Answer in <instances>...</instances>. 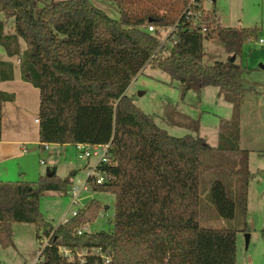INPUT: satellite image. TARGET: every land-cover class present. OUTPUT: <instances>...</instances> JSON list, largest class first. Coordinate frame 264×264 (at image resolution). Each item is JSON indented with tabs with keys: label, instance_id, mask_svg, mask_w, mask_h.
Returning a JSON list of instances; mask_svg holds the SVG:
<instances>
[{
	"label": "trees",
	"instance_id": "trees-1",
	"mask_svg": "<svg viewBox=\"0 0 264 264\" xmlns=\"http://www.w3.org/2000/svg\"><path fill=\"white\" fill-rule=\"evenodd\" d=\"M101 1L118 8V20L88 0H0V13L14 20L10 36L3 35L0 23V46L9 58H19L22 76L28 75L26 81L38 90L40 146L109 147L110 161L99 167L109 182L91 190L114 197L110 229L78 235L103 210L95 200L56 228L47 223L40 213L41 198L68 193L76 175L59 179L48 172L33 183H0V248L13 246L14 224H26L50 238L35 264H105L92 255L95 251L106 264H237V232L199 225V180L217 168L204 162L203 153L238 151V106L246 71L237 58L247 42L257 40L258 29L220 27L204 10L203 0ZM169 29H174L166 38L171 53L164 57L159 33ZM18 39L27 47L22 54ZM212 39L229 57L206 65L203 43ZM146 67L186 91L214 88L232 105L217 149L199 137L169 136L132 104L126 91ZM11 81L12 65L0 62V83ZM14 101V94L0 91V135L2 105ZM246 155L242 152L237 168L225 169L238 184L234 198L222 181L210 186L213 210L225 221L233 220L237 210L243 221L246 217L251 179ZM260 238L264 242V230ZM61 249L86 255L81 261L65 257Z\"/></svg>",
	"mask_w": 264,
	"mask_h": 264
},
{
	"label": "rangeland",
	"instance_id": "rangeland-1",
	"mask_svg": "<svg viewBox=\"0 0 264 264\" xmlns=\"http://www.w3.org/2000/svg\"><path fill=\"white\" fill-rule=\"evenodd\" d=\"M88 1L111 19H119V11L114 4L101 0ZM138 4L155 8L150 3H142V1ZM203 8L212 14L215 22L222 28H257L258 33L257 40L247 42L242 48L241 56L237 58V62L246 69L242 80L244 92L238 106V151L203 153L204 162L217 168L200 175L199 225L206 229L235 230L237 232V264H264V242L260 238V232L264 230V70L260 68L261 65L264 66V44H259L260 40L264 41V0H203ZM0 23L3 25L4 36L14 34L12 18L0 13ZM167 32L161 35L160 55L164 57L171 53V43L166 41ZM18 42L25 52L26 45L20 39ZM228 57L217 40L212 39L203 43V62L206 65L225 62ZM4 58L12 62L19 70L17 57L8 59L5 50L0 46V60ZM25 78L26 76H22L21 79L27 83ZM18 80L12 83H0V88L5 89L8 94L19 95V88L23 85ZM28 88L33 90L32 87ZM183 92L184 88L171 83L167 75L146 67L131 82L126 94L136 108L145 115L152 116L155 125L169 136L199 137L204 139L210 148L217 149L223 126L231 121L232 105L225 102L222 97H218V92L214 88H206L200 92L186 91L185 94ZM27 104L22 124L26 123L28 128L26 132L32 135L33 139L38 129V125L34 123L38 118V96L36 95L34 100L32 98ZM7 106L9 110L13 108L11 103H7ZM7 118L10 117L5 116V123ZM14 124L16 122L11 121L8 130L6 126L2 127L4 132L16 134L18 130L12 127ZM41 152H43L41 160L44 163L41 166L42 175L46 176L48 172H51L59 179H64L75 172L76 175L72 178L71 184L73 187H80L85 183L87 172L97 161L94 157L89 160L79 159L74 146L62 149L51 147L48 151ZM242 152L247 153V168L251 175L247 191L246 217L243 221L237 210L233 220L225 221L213 210L209 197L210 186L215 180L222 181L230 196L234 198L233 193L238 184L235 179L226 174L225 169L237 168L238 161L242 159ZM92 200L99 202L103 210L98 219L87 226L86 232L108 231L109 221L114 215V197L109 194L94 193L89 187L86 192L80 193L79 203L75 206L72 205V199L68 193L49 192L41 198L39 208L43 219L56 228L64 219H68L72 212H77ZM244 229L246 233L243 232ZM12 234L13 246L6 250L0 248V264H35L38 252L46 245L48 237L46 239L43 231L37 233L35 226L26 224H14Z\"/></svg>",
	"mask_w": 264,
	"mask_h": 264
},
{
	"label": "crops",
	"instance_id": "crops-1",
	"mask_svg": "<svg viewBox=\"0 0 264 264\" xmlns=\"http://www.w3.org/2000/svg\"><path fill=\"white\" fill-rule=\"evenodd\" d=\"M18 47L20 53L22 54L24 50L21 49L19 42H18ZM5 59L6 58L0 60V62L11 64L13 69V81L8 83L16 82L20 78V80L18 81L23 85V87L19 88L18 91L19 95H17V93H14L15 101L11 103L13 105V108L9 110L8 106L6 107V104H3L1 108L0 183L1 184L16 183L19 181L26 183H33L37 180V178L43 176L41 171V166L42 164H44L43 161L41 160L43 154V152L41 151L43 149L39 145L38 129L37 132L35 133V136L32 139L31 138L32 135H28L26 132V130H28V128H26L25 125L26 123L22 124V120H23V114H25L26 112V108L28 105L27 103H29V101H31L32 98L34 100L36 95L38 96V100H39V93L38 90L33 88L31 84H29L28 82L25 83L21 79L22 75L20 73L19 59L17 58V67H19V70L15 68L12 62L7 61ZM28 87H32L33 90H30ZM0 91L5 92L6 90L0 88ZM6 115H8L10 118L13 119L7 118L8 120L5 123L4 119ZM11 121H13V123L16 122V124L12 125L13 128H16L18 130L16 131V134H11L6 131L4 132V129L2 128L6 126L7 128L6 130H8V128L11 125ZM35 124L38 125L37 123ZM28 146L32 148L28 149L27 148ZM67 146H71V145H64V146L49 145V148L60 147L62 149V148H66ZM48 149L43 151H48Z\"/></svg>",
	"mask_w": 264,
	"mask_h": 264
},
{
	"label": "built area",
	"instance_id": "built-area-1",
	"mask_svg": "<svg viewBox=\"0 0 264 264\" xmlns=\"http://www.w3.org/2000/svg\"><path fill=\"white\" fill-rule=\"evenodd\" d=\"M194 1H191V4ZM188 16H191L190 13H188ZM198 18V17H197ZM174 29H169L167 30V36L166 38L171 34V32ZM149 33H153L154 29L153 28H149L148 29ZM166 31H161L159 34L160 36L165 33ZM203 33H206V30L203 29L202 31ZM260 45L264 44L263 40L259 41ZM35 123L38 124V120H35ZM77 154H78V158L81 160H89L91 157L97 158V161L92 165V167L89 169V171L86 174V181L85 183H83L80 187L76 186V187H71V189L69 190L68 194L70 195L71 199H72V205L75 206L79 203V195L81 192H86L87 191V187L91 188V186H95V185H103L105 183L109 182V178L107 177V175L105 173H103L102 171L99 170V167L101 165H106L109 163L110 158L108 155V146H102V147H90V146H84V145H76L74 146ZM41 148L43 150H47L49 148V145H43L41 146ZM42 164V163H41ZM76 216V212H72L69 218L75 217ZM68 218V219H69ZM68 219H64L62 221V223H66ZM83 232H86V229H80L78 231V235H81ZM47 239V237H46ZM49 237H48V241H46V245L40 249L41 251L48 245L49 242ZM61 253H63L65 255V257H69L73 258H79L81 261L83 260L84 256L86 255L85 252L83 253H75V254H71L69 251H67L66 249H61L60 250ZM70 254V255H69ZM40 255V252H38V257ZM93 256L98 257L103 263H108V260L102 256L98 251H95L94 253H92ZM38 262V258L36 260V263Z\"/></svg>",
	"mask_w": 264,
	"mask_h": 264
},
{
	"label": "water",
	"instance_id": "water-1",
	"mask_svg": "<svg viewBox=\"0 0 264 264\" xmlns=\"http://www.w3.org/2000/svg\"><path fill=\"white\" fill-rule=\"evenodd\" d=\"M260 68H261L262 70H264V66H263V65H261ZM28 78H29V76L26 75V79H28ZM185 92H186V90L184 89V92H183V93L185 94ZM49 176L51 177L52 174H50ZM247 245H248V242H247Z\"/></svg>",
	"mask_w": 264,
	"mask_h": 264
}]
</instances>
